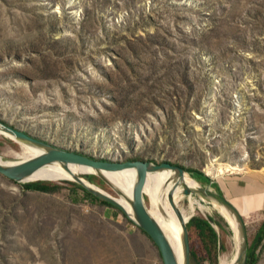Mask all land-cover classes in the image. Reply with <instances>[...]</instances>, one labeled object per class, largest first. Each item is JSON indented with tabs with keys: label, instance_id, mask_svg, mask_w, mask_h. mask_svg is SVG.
Instances as JSON below:
<instances>
[{
	"label": "rangeland",
	"instance_id": "rangeland-1",
	"mask_svg": "<svg viewBox=\"0 0 264 264\" xmlns=\"http://www.w3.org/2000/svg\"><path fill=\"white\" fill-rule=\"evenodd\" d=\"M0 121L96 160L201 170L241 212L249 245L264 219V0H0ZM26 147L0 134L4 162ZM69 180L32 178L60 187L44 193L0 174V264H164L121 209ZM212 203L189 219H213L218 247L191 264L233 253ZM256 253L264 264V240Z\"/></svg>",
	"mask_w": 264,
	"mask_h": 264
},
{
	"label": "water",
	"instance_id": "water-1",
	"mask_svg": "<svg viewBox=\"0 0 264 264\" xmlns=\"http://www.w3.org/2000/svg\"><path fill=\"white\" fill-rule=\"evenodd\" d=\"M0 131L13 137L18 143L27 144L34 146L42 151V153L36 157H32L27 160H23L14 165L5 166L0 163V174L4 177L15 181V182H26L33 174H35L40 169L54 164L59 163L64 168H68L70 165H80L86 166L97 172L99 178H101L107 185H109L116 195L121 196L128 203L131 213L129 214L123 207V205L117 200L116 196L111 193L101 190L93 186L92 182L89 185L85 184L83 179L79 176H74V179L85 188L88 192L93 194L98 199L112 204L121 211L140 229L144 230L148 236L152 239L155 245L158 247L164 264H179L177 257L171 247L167 237L163 233L159 222L151 215L148 206L146 205V199L143 195V184L145 182V177L149 173H156L165 170H172L179 177H184L187 172L181 167L173 166L169 163L155 164L152 161L143 160H128L125 162L120 161H104L96 160L83 154L67 151L64 149L52 146L44 141L36 139L24 132H21L3 122L0 121ZM133 168L137 171V184L133 187L131 196L125 192L120 186L115 185L109 179L104 177V173H115L123 169ZM192 176V175H191ZM37 182V181H34ZM214 182V181H213ZM31 183V182H30ZM92 183V184H91ZM199 194L203 198H210L217 201L223 207L226 208L229 215L234 219L237 225L236 238L239 244V255L243 262L247 250V237H246V227L242 215L239 213L236 207H234L225 197L216 192L212 188V184L203 185L199 190L193 191L189 188L185 189L186 195ZM172 203L175 202L174 198H171ZM190 220V219H189ZM188 220V222H189ZM187 223L183 224L182 227V243L184 247V264H191L192 262V250L190 243V235L188 231ZM242 264V263H240Z\"/></svg>",
	"mask_w": 264,
	"mask_h": 264
},
{
	"label": "bare ground",
	"instance_id": "bare-ground-1",
	"mask_svg": "<svg viewBox=\"0 0 264 264\" xmlns=\"http://www.w3.org/2000/svg\"><path fill=\"white\" fill-rule=\"evenodd\" d=\"M0 134L7 137L12 141H16L13 137L3 133L0 131ZM17 142V141H16ZM26 145V149L24 150V158L23 160L30 159L32 157H36L42 153V151L34 146ZM22 160V161H23ZM19 161V162H22ZM19 162H4L0 158V163L5 166L14 165ZM86 174H96L97 172L93 169L80 166V165H70L68 168H64L59 163H54L48 165L35 174H33L26 182H34L30 181L32 178H40V177H51V178H61L65 180H69L71 178L72 182L78 183L74 176H79L83 179L85 184L89 185V181L84 177ZM104 177L109 179L115 185L120 186L125 192H127L131 196V192L135 184H137V171L133 168L123 169L120 171H116L115 173H104ZM67 176L68 178H66ZM79 184V183H78ZM92 184V183H91ZM93 186L103 190L101 187L96 184H92ZM90 186V185H89ZM126 187V188H125ZM201 184L198 180L193 178L190 174H186L184 177H179L172 170H165L156 173H149L145 177V182L143 184V195L144 197H148L149 202L146 205L149 208L151 215L159 222L160 227L167 237L171 247L174 250V253L177 257V261L179 264L185 263L184 257V247L182 243V227L183 224L187 221V219L192 216L197 209L203 208V203L206 202V199L213 201V206L219 211V213L224 217L227 221V225L234 233V247L233 253L229 256V258H224L220 264H240L243 263L242 258L239 255V244L236 238L237 225L234 222V219L229 215L226 208L223 207L220 203L210 198H202L201 201L194 198L192 195H186L185 189L189 188L193 191L199 190ZM236 188V187H235ZM237 189V188H236ZM174 198L172 203L171 198ZM123 198V197H122ZM124 199V198H123ZM190 201V207L188 210L183 209L182 203L185 200ZM117 200L123 205L124 209L130 214L128 203H123L121 199L117 198ZM130 208V207H129Z\"/></svg>",
	"mask_w": 264,
	"mask_h": 264
},
{
	"label": "trees",
	"instance_id": "trees-1",
	"mask_svg": "<svg viewBox=\"0 0 264 264\" xmlns=\"http://www.w3.org/2000/svg\"><path fill=\"white\" fill-rule=\"evenodd\" d=\"M138 160V159H135ZM184 168V167H183ZM187 172H190L193 178L198 180L200 183L204 185H214L215 183L213 180L208 177L203 171L198 169H187L184 168ZM57 179V178H53ZM49 181H37V182H31L26 183L23 185V187L27 191H36V192H44V193H53L59 190L58 185H52L48 184ZM215 187H218V185H214ZM78 187L88 196L89 198H92V200L100 201L101 203L109 206L114 207L112 204L107 203L105 201H102L95 197L93 194L88 192L85 188L78 185ZM233 204V202L231 203ZM127 208L130 210V208L127 206ZM131 211V210H130ZM213 219L206 220L204 218L200 217H193L191 218L188 227L189 229H192L196 235V238L193 240L190 238L191 244V250H192V256L193 259L197 258L198 253H203L206 256H211L212 252L216 250L219 243V235L213 226ZM219 227H221L220 223H216ZM146 233V232H145ZM264 240V219L260 223L256 233L254 234L251 243L247 246L246 255L244 259L243 264H256L258 261V254L256 253V250L258 246L262 243Z\"/></svg>",
	"mask_w": 264,
	"mask_h": 264
},
{
	"label": "crops",
	"instance_id": "crops-1",
	"mask_svg": "<svg viewBox=\"0 0 264 264\" xmlns=\"http://www.w3.org/2000/svg\"><path fill=\"white\" fill-rule=\"evenodd\" d=\"M248 181H249V180H248ZM214 183H215L214 185H216V184L218 185V182H214ZM252 183H253L255 186H254ZM247 184H248V185H247ZM241 185H245V186L247 185L245 188L249 187V188H250V191H251L252 189L256 188V184H255V182H248V183H247V182H243V183L241 182V183L239 184V186H241ZM218 186H219V185H218ZM227 187H228V186H227ZM233 187H234V186H233ZM233 187H228L230 194H231V195H238V193H237V194L234 193V188H233ZM242 187H243V186H242ZM245 188H243V189H245ZM218 189L220 190V193H219V192H218V193L221 194L223 197H225V195L222 193V189H221L220 186H219ZM256 189H257V188H256ZM219 190H218V191H219ZM232 191H233V192H232ZM216 192H217V191H216ZM241 195H242V194H241ZM260 195H261V194H260ZM241 197H242V196H241ZM262 197H263V196H262ZM225 198L227 199V201H229V202L231 201V199H228L227 197H225ZM234 200H235V199H234ZM261 204H262V200H261ZM237 210H238V209H237ZM238 211H239V210H238ZM239 213L241 214L240 211H239ZM241 215H242V214H241ZM242 217H243V216H242Z\"/></svg>",
	"mask_w": 264,
	"mask_h": 264
}]
</instances>
